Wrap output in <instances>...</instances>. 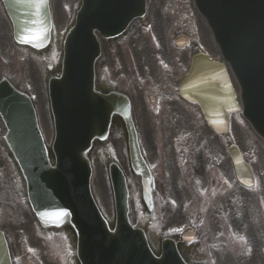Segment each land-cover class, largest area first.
I'll list each match as a JSON object with an SVG mask.
<instances>
[{
  "label": "water",
  "instance_id": "1",
  "mask_svg": "<svg viewBox=\"0 0 264 264\" xmlns=\"http://www.w3.org/2000/svg\"><path fill=\"white\" fill-rule=\"evenodd\" d=\"M2 1L5 7L8 8V0ZM39 1L43 3V9L42 7L38 10L35 8L34 16H24L26 20L14 18L8 13L11 20L15 22L14 31H20V28H25L28 24L29 26H33L36 22H38L36 26H43L42 24L46 20L48 12L47 0ZM109 1L111 0H97V3L99 2L97 5L99 8V18L93 24H88L90 27L86 26L81 20V18L85 20L87 14H78L76 26L65 41L61 78L56 80V82L54 80H49L48 82L47 94L56 132L55 152L58 162L55 171L56 177L54 178L51 175L47 180L46 185L51 190L49 203L39 201L37 198H35V201L32 198L30 200L36 210L57 207L69 212V223L78 236L76 250L78 249V255L81 260L80 264H90V261L91 264H157L156 261H153L149 257H139L137 251L128 254L114 250L111 245L113 238L106 233L103 225L98 220H96L98 225L95 227V230L91 231L92 236L98 243L95 246L87 247L86 230L83 227L84 222L81 219L84 215V211L82 210H86V215L91 213V206L86 195V178L88 179L89 177L85 159L87 158L86 154L91 149L92 143L107 132L109 127L106 121L108 114L100 120L95 118L93 120L94 124H91L90 120L82 119L79 109L67 96H63L61 93L77 91L81 75L82 77H89L92 74L93 64L98 55V46L96 45L94 35L92 36V31H98L102 37H114L123 30L124 24L122 21L115 23L111 27L112 30L106 26V24L110 25L114 23L113 21L107 22L110 19V15L107 12V3ZM213 2L217 8L207 0H202V5L214 16L210 20V23L215 33L217 35L220 34L227 42L233 45L234 57L241 58L245 52V45L239 42L241 33L253 24L256 25L255 27L258 30V34L253 39L255 49L247 55L245 62L246 78L242 77L244 95L241 94V98L244 97L247 101L246 112L245 110L244 112L242 111L243 116H247L250 119L256 128L255 132L264 140L262 137L264 136V18L261 19V16L264 14V0H213ZM95 3L96 0H93L92 5ZM144 3L143 0H136L135 7H131L129 13H137L136 16H139L144 11ZM28 10L27 13L32 12L31 5H29ZM255 15H258V17L252 19ZM16 20L21 21L18 22L20 23L18 28H16ZM227 62L231 70H233V64L229 61ZM213 70L211 68L210 73ZM197 75H199V69L195 67L193 76ZM211 75L208 86L201 90V93H204L203 97L193 95L191 101H201L200 104L203 106L206 119L217 123V108L219 103L225 99L231 100L232 95L224 73L221 77L217 76L218 78L213 76V74ZM126 128L129 134V141L132 143L136 139V135L132 130L130 122L126 123ZM7 129L9 131L8 140L12 143L14 150L18 152L12 140V127L10 124H7ZM129 148L131 151V145ZM18 157L23 166L21 168L23 174L28 178L29 167L28 165L25 167L22 158L19 155ZM131 158L133 159L132 152ZM44 167L48 168L46 164H44ZM240 167L246 168L242 163H240ZM72 168L79 169L81 178L78 182V187L74 183L75 177L73 174L69 176V171ZM113 183L112 192L115 213L119 219H116L115 230L111 234H116L125 230L129 225V221L126 217L125 199L119 183L115 179H113ZM52 204H61V206H54ZM4 245V240L2 241L0 238V264H8ZM88 256H91L92 260ZM162 258L168 259L174 264H180L174 255L171 258L167 254H163Z\"/></svg>",
  "mask_w": 264,
  "mask_h": 264
},
{
  "label": "flooded vegetation",
  "instance_id": "2",
  "mask_svg": "<svg viewBox=\"0 0 264 264\" xmlns=\"http://www.w3.org/2000/svg\"><path fill=\"white\" fill-rule=\"evenodd\" d=\"M173 14L168 9L165 13L155 12L150 23L145 28H135L127 36L128 39L125 42L103 45V63L100 67L101 82L105 85L125 88L130 92L133 102L141 104L139 108L145 107L150 110L151 114L146 118L140 114L142 122H162L167 117L169 105L172 102H181L188 110L192 107L182 102L177 96V86L187 70L189 54L195 49V44L190 38V24L182 26L179 22L177 29L172 32L169 45L173 46L174 54L171 56H166L167 51L163 47L162 50L159 49L157 42L148 35L151 26L156 25L162 15L171 17ZM161 32L160 28L158 33L160 42L162 41ZM148 43H151L155 52L152 59L157 70L154 71L149 67V59L146 53ZM117 50H120L118 55ZM170 116L174 117L173 119L178 117L175 112ZM162 139L160 142L157 140L146 142L145 149L149 157H161L158 165L164 175L163 188L167 191L168 199L179 200V191L172 181L173 175L177 173L180 178L186 180L184 185H188L191 198L195 202L203 201L207 185L204 180L198 179L203 176L204 169L202 159L198 158L195 153L196 141L190 136L171 141V149L175 153L174 161L176 163V168L173 169L165 151L167 148L164 141L165 137ZM226 142L227 140L225 147ZM189 178H192V184H189ZM223 184L227 186L224 178ZM233 206V204L229 205L228 208L225 206V210L232 213L234 211ZM232 223L236 225L235 220ZM225 227L227 228V224ZM220 238L221 235L217 236L216 239L220 240ZM221 245L222 243L217 241L213 247ZM197 251H194V254Z\"/></svg>",
  "mask_w": 264,
  "mask_h": 264
},
{
  "label": "rangeland",
  "instance_id": "3",
  "mask_svg": "<svg viewBox=\"0 0 264 264\" xmlns=\"http://www.w3.org/2000/svg\"><path fill=\"white\" fill-rule=\"evenodd\" d=\"M53 2H55L53 6L54 9H52L53 10L52 15L55 21L54 30L56 37H58L62 32V30H65L69 25L71 12L73 10L72 8L74 7L75 0H53ZM191 17L193 16L191 15ZM200 26L203 29H205L202 22L199 20V24L198 22L196 23V30L194 34L195 38L202 44L205 50L211 49L209 51L213 53V45L211 42L210 35L207 33L208 32L207 30L206 32L204 31L205 39L212 48L207 47L204 40L201 38L202 30ZM5 48H7L10 51L8 35L6 32H5ZM1 49L2 48H0V50ZM29 55L30 57L32 56L31 54ZM5 56L7 55L5 54ZM5 56L4 55L1 56V59L5 63H0V74L4 73L15 77H19V80L25 83L26 86L30 89L31 93L36 96V107H37V111L39 112L38 116H39L40 126L45 139L48 141L50 137V127L46 117V106L42 92V80L40 77V74L42 75L41 67L39 69L38 66L36 65L33 66V63L30 62L28 59L15 60L19 69V71L15 73H18L19 74L18 76L14 72L11 73L10 70L11 66L10 65L8 66ZM8 60L9 62H11L10 58H8ZM13 67L16 68L15 66ZM160 125L161 124H158L159 127L156 129L158 136L161 135ZM145 126L149 127L148 125H140V128L142 129ZM175 126H179L183 129L188 128V124L185 122H181L178 125L167 124L166 125L167 132L169 134L172 133ZM202 134L203 136L209 135L206 132ZM232 134L236 140L234 141L238 144L239 147H241L243 150L250 149L254 153L253 159L251 156L249 157V159L255 169V172L258 173L259 171H263L264 146L261 144V142L251 137L252 134L245 126L243 127L239 126L237 125V123H233ZM173 135L174 133H172L168 137H171ZM111 152L120 162L122 167L125 169L124 153H123L121 137H118V135L115 137ZM93 163L95 169L94 180H93L94 190L103 211L107 216H109L111 214L110 201H109L108 191L105 182L102 159L98 158L97 156H94ZM227 168L228 171L230 172V167L228 163H227ZM258 180H259V185L261 183H264V181H261L260 178ZM17 188L19 189L17 179L14 173L12 172V170L10 169V167L8 166V164L0 165V189L2 196H4L5 191L7 189L9 190L10 193L13 194ZM12 194L9 196L7 202H5L3 198L2 205L4 207L5 216L1 226L7 231L9 235L15 261L17 260L16 263L18 264H27L29 261H32V264H42V262L44 261V264H47L48 261L45 259V254L47 252L53 257L54 254V252L52 251L53 248L49 246H43L38 243L37 240L38 237L33 233L32 220L30 219V217H28L27 215H21L19 219L17 218V215L19 214V207H14L9 203L14 198ZM243 199H244L243 200L244 203H246L247 198L243 196ZM17 200L19 202L18 196H17ZM257 217L260 220V217L259 216ZM134 219L136 220V213L133 211V220ZM257 231L261 243V233L258 230V227H257ZM152 238L155 240L154 237ZM56 261L58 262V259H56ZM230 261L231 258L229 256H227L226 258L220 257L216 260V264H227ZM242 264H264V254L262 252H259L257 249L255 251H250L248 255L245 256Z\"/></svg>",
  "mask_w": 264,
  "mask_h": 264
}]
</instances>
